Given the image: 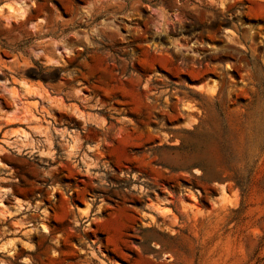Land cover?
<instances>
[{"label": "rangeland", "instance_id": "rangeland-1", "mask_svg": "<svg viewBox=\"0 0 264 264\" xmlns=\"http://www.w3.org/2000/svg\"><path fill=\"white\" fill-rule=\"evenodd\" d=\"M0 148V264H264V0H0Z\"/></svg>", "mask_w": 264, "mask_h": 264}, {"label": "bare ground", "instance_id": "bare-ground-1", "mask_svg": "<svg viewBox=\"0 0 264 264\" xmlns=\"http://www.w3.org/2000/svg\"><path fill=\"white\" fill-rule=\"evenodd\" d=\"M41 30V29H40ZM53 42V41H52ZM55 49V48H54ZM53 49V50H54ZM56 56V55H55ZM59 63V62H58ZM57 64V63H56ZM9 87V86H8ZM6 88V87H5ZM4 88V89H5ZM14 88V86H13ZM11 89L9 90L12 94V101L14 102V106H15V110H13V113H12V117L9 116L8 118V124L9 125H17V124H20V125H23V126H26L27 123L31 124L33 122H39L41 121V118L37 115V111H36V108H37V105L38 103H35V104H30L29 101L27 102V99L29 96L33 95L34 93L30 90V89H27L25 92H21V90H17V89ZM28 88V87H27ZM30 88V87H29ZM10 89V88H9ZM24 91V90H23ZM33 93V94H32ZM36 94V93H35ZM51 98V97H50ZM37 102V101H36ZM51 102V101H49ZM53 103H51V106H52ZM9 107V106H8ZM43 107V106H42ZM60 108V107H59ZM46 109V107H45ZM46 112H48V110H45ZM61 109V108H60ZM41 111V110H40ZM39 113V112H38ZM43 114V113H41ZM46 114V113H45ZM44 117V115H42ZM45 120H46V117H45ZM44 120V121H45ZM33 126V125H32ZM42 126V125H41ZM48 127V126H47ZM37 128V127H36ZM20 129V128H19ZM49 130V128H46V130ZM38 130V129H36ZM51 130V129H50ZM16 133H18V129L17 131H14ZM13 132V133H14ZM45 132V131H44ZM19 133L22 134V135H25L27 136L28 135V132L24 129L22 130H19ZM21 137V136H20ZM46 139L49 141L52 137V134L50 131H47L46 132ZM27 138V137H26ZM29 141V139H28ZM47 142V141H46ZM50 142V141H49ZM34 144V143H33ZM40 144V143H39ZM47 144V143H46ZM53 144V143H51ZM31 145V144H29ZM35 146V145H34ZM37 146V145H36ZM40 146V145H39ZM38 147V146H37ZM1 149V148H0ZM71 153V152H70ZM73 153V152H72ZM69 155H72V154H69Z\"/></svg>", "mask_w": 264, "mask_h": 264}]
</instances>
